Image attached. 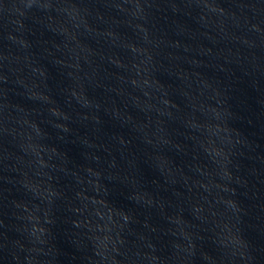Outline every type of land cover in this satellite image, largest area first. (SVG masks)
I'll return each instance as SVG.
<instances>
[{"label":"water","instance_id":"1","mask_svg":"<svg viewBox=\"0 0 264 264\" xmlns=\"http://www.w3.org/2000/svg\"><path fill=\"white\" fill-rule=\"evenodd\" d=\"M0 264H264V0H0Z\"/></svg>","mask_w":264,"mask_h":264}]
</instances>
